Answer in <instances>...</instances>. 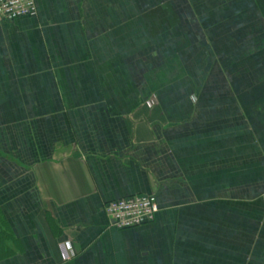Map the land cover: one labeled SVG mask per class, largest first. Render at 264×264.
I'll list each match as a JSON object with an SVG mask.
<instances>
[{"label":"crops","instance_id":"0c3cea01","mask_svg":"<svg viewBox=\"0 0 264 264\" xmlns=\"http://www.w3.org/2000/svg\"><path fill=\"white\" fill-rule=\"evenodd\" d=\"M34 1L0 22V264H264V0Z\"/></svg>","mask_w":264,"mask_h":264},{"label":"built area","instance_id":"2783aa9c","mask_svg":"<svg viewBox=\"0 0 264 264\" xmlns=\"http://www.w3.org/2000/svg\"><path fill=\"white\" fill-rule=\"evenodd\" d=\"M36 14L34 0H0V22L35 17ZM103 210L115 228L124 230L151 223L158 212V206L151 196H134L108 202ZM61 248L65 259L73 256L68 243L61 245Z\"/></svg>","mask_w":264,"mask_h":264},{"label":"trees","instance_id":"16d2710c","mask_svg":"<svg viewBox=\"0 0 264 264\" xmlns=\"http://www.w3.org/2000/svg\"><path fill=\"white\" fill-rule=\"evenodd\" d=\"M264 204V203H263Z\"/></svg>","mask_w":264,"mask_h":264}]
</instances>
